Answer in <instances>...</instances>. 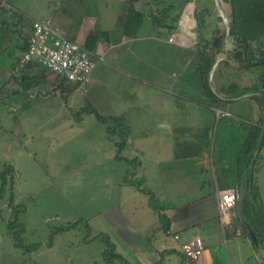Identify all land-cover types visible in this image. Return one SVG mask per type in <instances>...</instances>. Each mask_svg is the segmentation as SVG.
I'll return each mask as SVG.
<instances>
[{"label":"rangeland","instance_id":"1","mask_svg":"<svg viewBox=\"0 0 264 264\" xmlns=\"http://www.w3.org/2000/svg\"><path fill=\"white\" fill-rule=\"evenodd\" d=\"M13 1L26 13V20H32L48 18L64 0ZM148 1L163 7L170 2ZM175 1L180 6L175 15L180 13L177 26L182 33L173 36L172 29H160L147 20L138 32L128 35V41L106 48V54L97 61L91 83L85 87L87 90H71L70 96L57 86L51 92L55 94L50 95L24 90L22 106L13 111L7 108L5 100H0V189L1 174L11 167L8 188L13 185L15 194L13 204L8 189L6 197L0 199V264H104L105 234L128 260L154 264L159 255L146 261L140 256L139 247L149 248L152 253L161 245L164 247L165 239L172 245L178 242L173 236H166L164 221L154 206L165 209V205L201 200L215 194L216 185L223 186L233 175L224 164L235 169L239 151L250 132L242 106L247 102L257 108L260 103L242 101L234 95L238 98L230 101L229 107L224 106L227 113L218 112L219 103L202 95L201 71L196 68L198 48L194 42L199 44V38L212 41L217 38L216 31L227 35L221 52L209 43L218 60L214 70L216 81L223 76L231 85L252 83L264 68L258 66L250 71L232 57L235 41L228 36L229 29H233L232 9L225 0ZM63 4L62 12L71 10V1ZM0 6L14 10L6 0ZM189 7H193L195 24L186 25L181 16ZM110 12L111 8L103 6L104 22H110ZM17 20L13 16L7 19L12 24L11 31L18 28ZM22 24L19 27H25ZM242 25L241 30L245 29ZM200 29L203 36L199 35ZM182 34L185 38L180 37ZM261 42L264 46V37ZM12 50L16 51L15 47L1 54L0 66L16 62L17 53L11 55ZM51 75L61 82V77ZM210 77L206 76V83L212 89ZM73 85L70 84L72 89ZM5 90L0 89V95L15 103ZM241 92L242 88L238 95ZM91 108L103 116L122 118L123 126L113 121L103 124L95 113L87 112ZM108 128L115 133H109ZM125 139L126 146L119 149ZM175 153L179 160L174 159ZM258 163V167L262 166L264 157ZM242 179L248 181V191L252 190L250 200L254 192L260 196L257 211L263 212L264 171L246 167ZM129 180L133 184L125 183ZM238 192L241 203L245 189L239 188ZM205 204L209 209L213 201L208 199ZM79 221L82 222L75 228L63 231ZM216 224L218 220L199 227L203 239V231L213 238ZM12 225L17 227L15 233L11 232ZM21 225L26 226L24 232ZM17 231L26 246L39 247L32 251L18 248ZM220 231L223 248L236 259L234 235ZM196 233L198 230L193 227L184 230L182 237ZM214 245L209 243L207 249ZM172 254L171 259L164 256L161 264H183V255L181 259L178 252ZM253 256L255 264H264V248L256 249ZM242 262L253 264L252 255Z\"/></svg>","mask_w":264,"mask_h":264},{"label":"crops","instance_id":"2","mask_svg":"<svg viewBox=\"0 0 264 264\" xmlns=\"http://www.w3.org/2000/svg\"><path fill=\"white\" fill-rule=\"evenodd\" d=\"M3 0H0L2 2ZM8 4L11 5V8L14 9L13 11L11 9L7 8H1L0 6V56L3 53H6L10 48L15 47L16 51H11V55L13 53H17V59L16 62L12 61L9 64H5L3 66H0V79L2 82H0V89L6 88L4 93L7 95H10L12 99V102H8L6 95H0V100H5V104H8V109L10 111H13L17 108H20V104L22 106L23 104V97L22 95L24 90L31 91V93L38 92L40 93H46L47 95L55 94L51 93L52 90L55 88V86L59 87V82H57L52 75L49 76L48 71H46L41 65L37 63H30L28 66L24 69L19 68V60L23 55V52L27 48L28 40L32 32L33 22L37 20H53L56 24H58L64 32L73 40H77L83 44H85L88 47V41H90L89 37L91 34L94 35L95 39L93 40V48L90 49L93 51L97 56L102 57L104 56L103 53L106 51L107 47L109 45H120L123 44L125 41L129 40L128 35L125 33V27L128 26V10L131 7L130 0H69L71 1V10H66L65 12H62L61 6L64 5L67 0H64L61 2V5H56V9L54 10L53 14H51L48 18H41V19H32V20H26L25 18V12H23L20 7L18 8L16 5V2L13 0H6ZM1 5V3H0ZM111 8V16H110V22L103 21L101 16V10L103 8ZM144 0H139L134 3V9L139 13H144ZM51 8V7H50ZM15 17L17 18V22L15 24L18 28H15L14 31H11L12 24L7 23V19L9 17ZM25 19V22L24 20ZM146 19L143 24L139 27L138 31L143 28V25L146 23ZM25 23V27H22L20 29L19 25ZM153 23V22H152ZM22 24V25H23ZM154 24V23H153ZM155 25V24H154ZM3 26V27H2ZM155 27H158L155 25ZM163 28V27H158ZM14 29V28H13ZM168 29V28H166ZM132 30V29H131ZM130 30V31H131ZM137 31V32H138ZM177 32H181V30L176 29L172 31L173 36L176 35ZM11 35L17 37L19 40L16 41V39L11 37ZM185 34H182L184 36ZM229 36V34H228ZM177 37V36H176ZM176 37H174V42L176 43ZM199 37V36H198ZM208 39V38H207ZM205 38L198 39L200 43L202 41L207 40ZM15 40V42H13ZM190 40V39H189ZM192 40H196L195 38ZM12 42L14 44H12ZM91 42V41H90ZM194 42V41H193ZM179 43V42H177ZM188 44L191 43V41L187 42ZM198 43L194 42V45H197ZM89 48V47H88ZM15 62V63H13ZM217 62L214 63L212 70L210 72V78L212 81V95H210L206 89L203 86L201 78H199L200 85L202 87V95L205 97L210 98L214 103H219L216 106L218 108V112H225L227 113V108L229 107V102L236 100L238 97L234 98L232 96H240L239 99L243 101V99H248L252 101H256L260 103L257 108L254 107V103H249L250 106L245 104V106H242V111L244 112V115L247 116L246 123L248 127H250V132L248 133L250 135L251 133V127H261L263 128L264 123H262L263 114L262 111L264 110V89H256L255 87L258 85L259 87V76H261V73H257L254 77V80L252 83L244 82L238 84H229V82L226 83L225 77H218L219 80L216 81V76L214 75L216 72L215 65ZM198 67V68H197ZM197 70H200L199 68V62H197L196 65ZM94 73V72H93ZM48 75V76H47ZM214 75V76H213ZM69 86L66 84L65 87L61 88L60 91L62 93L66 92L70 96V91L73 90V92L76 91V89L81 88L80 85H73L75 88L72 89L70 86V83H68ZM239 86L236 88L235 86ZM263 83H260V86H262ZM7 86V87H6ZM264 86V85H263ZM52 88V89H51ZM60 88V87H59ZM242 88V92L240 95H238L239 90ZM260 88V87H259ZM264 88V87H263ZM256 89V90H255ZM59 91V90H58ZM59 91V92H60ZM171 91V90H170ZM87 92V91H86ZM214 95V96H213ZM226 101V102H225ZM8 102V103H7ZM224 102V103H223ZM227 104V105H226ZM1 105V104H0ZM25 104L23 105V107ZM225 106V107H224ZM263 116V117H262ZM242 118V117H241ZM240 118V119H241ZM242 120V119H241ZM168 129L170 128V125L166 126ZM249 135H247V138L244 140V143L239 151L238 159H237V165L235 166V169L231 167L228 163L224 164V168L226 170H232L233 175L229 178V180L223 184V186H219V183L216 185V191L215 194L207 196L201 200H195V202L187 203L186 201L177 202V205L170 204L165 205V209L162 208L163 214L167 217V219L170 222V227L168 230H166L164 233L166 236H173L175 241H178L176 245H172L169 243L168 239H165L164 241V247L162 245L160 246L161 249H157V252H151V250L148 248H145L144 246L139 247V251L142 253L143 258L146 261L152 260V256H155V259H157L156 255H159L160 259L158 262H155L154 264H161L159 262H162L164 259V256H167L166 258L171 259L173 257L172 252L176 251L179 253L181 257V245L196 235H200V226L206 225L207 223L218 220V224H216V234L211 238L206 231H203L205 234V244L206 249L200 258L199 262L197 264H244L242 260L244 258H247L252 255L253 257V264H255L254 260V252H256V248L253 247L252 242L249 239L241 238L234 235V229L236 228V225H238V216L239 212H241V204L239 203V209L237 210V216L233 220V227L230 232L233 236L232 240H234V252L236 253V259H232L230 256V252L225 251L221 244V230L224 231V234L226 233V230H224V227L222 225L220 216H219V209H218V202H217V195L219 190L227 189V188H244L245 193L242 194L243 199L246 195H248V181H244L242 179V173L246 170V167H249V169H253V164L250 165L246 164H240L239 156L241 153V150L248 139ZM259 149V147H258ZM264 153V147L262 151ZM174 159L179 160L178 156L175 153ZM261 157H264V154H261ZM223 165V163L221 162ZM159 166H162L160 164ZM264 167L259 168L260 172H263ZM248 180H250L248 178ZM199 188V186L197 187ZM239 193V192H238ZM199 198V197H198ZM208 199H211L213 201V205L211 208L207 209V205L205 204ZM161 207V206H160ZM200 208V209H199ZM199 209V213L197 216V210ZM202 215V216H201ZM200 216V217H199ZM165 224H163L164 226ZM197 228L198 233L194 234L191 237H182L184 235V230L190 229V228ZM165 228V227H164ZM163 228V229H164ZM220 228V229H219ZM202 237V236H201ZM228 243V240H226ZM214 242V247L211 249H207V246L209 243ZM139 244V243H138ZM138 244H135L137 246ZM143 245V244H142ZM182 259V257H181ZM240 261V263H239ZM140 263V262H139ZM182 263L185 262L182 260ZM144 264V263H142Z\"/></svg>","mask_w":264,"mask_h":264},{"label":"trees","instance_id":"3","mask_svg":"<svg viewBox=\"0 0 264 264\" xmlns=\"http://www.w3.org/2000/svg\"><path fill=\"white\" fill-rule=\"evenodd\" d=\"M137 1L139 0H130L131 7L128 10V14H129L128 26L125 27V33L127 35L135 34L138 31L139 27L143 24V22L148 18L151 19L152 22L158 27L170 28L172 30L178 29L177 24L180 18V13L175 15L176 14L175 9L179 8L180 6L177 1L170 0V2L167 4L168 6L163 7V4H154L148 0H144V7H145L144 13H139L134 9V3ZM191 2L192 0H187V3H191ZM225 2H227L232 9V23H233L232 37L235 41V48L232 57L237 62L246 65V67L250 71L254 72L258 68V66H261L259 63L256 64V62H259L261 58H264V49H263L264 46L262 45L261 42L262 37H264V0H225ZM170 21H174L176 22V24L173 25L169 24L168 22ZM241 24H243L242 27H244L245 25L244 27L245 29L243 30L240 29L239 25ZM226 38L227 35L223 36L222 39L216 43L217 45L212 44V47L217 49L218 52H221ZM89 39L91 42L88 41V47L89 49H92L94 42L93 40L95 39L94 35L91 34ZM215 40L216 39H213L212 41L210 40L208 43L202 41V43L195 45L198 48V56H199L198 62L201 71V80L204 88L210 95H212V92L211 89L208 87L209 84L206 83L207 80L206 76L209 79L212 67L216 62L215 55L213 52H211L209 47V43L214 42ZM254 44H257V47H254ZM262 51L263 54H261ZM257 55H261V56L257 57ZM60 80L61 82L59 83V87H60L59 89L65 87L64 86L65 84L70 83L63 77H61ZM260 83H263L264 85V77L262 75L259 76V83H258L259 86ZM70 84H74V83H70ZM74 85H78V84H74ZM255 88L257 90L258 89L262 90V88H259L258 85ZM87 112L95 113L97 119L105 125H110V121H113L115 125L119 127L123 126V122L121 121L122 118L103 116L95 108H91V110H87ZM262 123H264V117L262 119ZM127 129L129 130V128ZM108 131L109 133L112 134L115 133L114 130L110 128H108ZM261 131H262L261 127H257V128L251 127V133L248 139L246 140L239 156L240 164L241 163L246 165H250L251 163L253 164V171L256 168H258L259 171V168H261L264 165L263 163L262 166L258 167L259 159H261V151L264 147V140H263L260 149H258ZM126 143L127 142L125 139V142H122L120 144L121 147H119V149L124 148L126 146ZM12 171L13 169L11 167H7L5 171L1 174L2 186L0 189V199L6 197L7 189H8V191L10 192L9 199L11 204H13V202L15 201L13 185L11 186V188H8V174L13 173ZM125 183L133 184V182H131L130 180L126 181ZM136 185L137 187H140V184H136ZM251 191L252 190H249L248 195H246L245 198L243 199V202L240 203L242 207L240 212L241 214L238 216V225H236V228L234 229L235 231L234 235L241 238L249 239L252 242L254 248L260 249V248H264V211L261 213L257 211L258 209L257 205L259 204L258 200H260V196L258 197L257 193L255 194L254 192L253 196L251 195L252 200L249 199L250 194H252ZM152 206L154 205L152 204ZM157 207L158 206H154V208H156L160 212V215L163 219V217H165V215L162 212L163 210ZM244 220L248 222V224L252 227V229L256 233L258 239V245L254 243L251 234L249 232V229L245 224ZM81 222L82 221H79L72 226L64 227L63 231H70ZM20 227L22 228L21 229L22 232H24L26 226L21 225ZM10 229L12 233H15L17 227L15 225H12ZM15 236H16L15 237L16 246L18 248H23L25 250L32 251L39 247V246H26L21 237V233L18 231ZM103 242L105 243V250L103 252L104 264H142V263H134L128 260L127 258H125L122 254L118 253L116 244L111 240L109 235L106 234L103 235ZM182 255L183 253H181V256ZM182 257L184 261L185 260L184 255Z\"/></svg>","mask_w":264,"mask_h":264},{"label":"built area","instance_id":"4","mask_svg":"<svg viewBox=\"0 0 264 264\" xmlns=\"http://www.w3.org/2000/svg\"><path fill=\"white\" fill-rule=\"evenodd\" d=\"M184 16V14H183ZM99 56L85 44L71 39L53 20L33 22L27 48L19 60V68L37 63L68 82L78 84L84 90L91 83ZM219 216L224 230L233 227V220L239 209L240 195L235 188L218 191ZM206 249L204 239L196 235L181 245L186 264H197Z\"/></svg>","mask_w":264,"mask_h":264},{"label":"water","instance_id":"5","mask_svg":"<svg viewBox=\"0 0 264 264\" xmlns=\"http://www.w3.org/2000/svg\"><path fill=\"white\" fill-rule=\"evenodd\" d=\"M218 1H220V0H218ZM181 19H183V15L181 16ZM199 35L203 36V32H202L201 29L199 30ZM232 35H233L232 28H230L229 29V38H231ZM261 54H263V51L261 52ZM216 65H215V67H216ZM263 140H264V126L262 128V131H261V134H260V138H259V146H258L259 149H260V147L262 145ZM238 212H239V215H240L241 214L240 211H238ZM163 219H164L163 221L165 223V230H168L169 227H170V222H169V220L167 219L166 216L163 217ZM244 222H245V224L247 225V227L249 229V232L251 234V237H252L254 243L258 245V239H257L256 233L254 232V230L252 229V227L248 224V222L246 220H244Z\"/></svg>","mask_w":264,"mask_h":264},{"label":"bare ground","instance_id":"6","mask_svg":"<svg viewBox=\"0 0 264 264\" xmlns=\"http://www.w3.org/2000/svg\"><path fill=\"white\" fill-rule=\"evenodd\" d=\"M193 7H189L187 9V12L184 14L182 21L184 22V24L189 25L194 23V18H193ZM195 24V23H194ZM181 38H183L184 36H180ZM185 38V37H184ZM188 42V39H187Z\"/></svg>","mask_w":264,"mask_h":264},{"label":"flooded vegetation","instance_id":"7","mask_svg":"<svg viewBox=\"0 0 264 264\" xmlns=\"http://www.w3.org/2000/svg\"><path fill=\"white\" fill-rule=\"evenodd\" d=\"M199 24H200V23H199ZM216 32H217V38H215V39H217V40H215L214 42H212L213 45H214V44L217 45L216 43L219 42V40H221L222 37H223V36L219 33V31H216ZM216 32H215V33H216ZM227 39H228V38H227ZM210 40H211V39L208 38V39L205 40L204 42H205V43H208ZM258 63H259L261 66H263V68H264V58H261L259 62H256V64H258ZM261 75L264 77V72L261 73Z\"/></svg>","mask_w":264,"mask_h":264}]
</instances>
